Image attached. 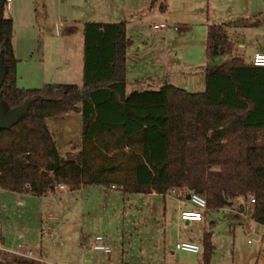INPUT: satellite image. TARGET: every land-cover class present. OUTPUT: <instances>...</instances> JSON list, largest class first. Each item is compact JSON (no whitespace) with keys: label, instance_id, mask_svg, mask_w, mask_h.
Returning a JSON list of instances; mask_svg holds the SVG:
<instances>
[{"label":"trees","instance_id":"obj_1","mask_svg":"<svg viewBox=\"0 0 264 264\" xmlns=\"http://www.w3.org/2000/svg\"><path fill=\"white\" fill-rule=\"evenodd\" d=\"M5 7L0 0V103L7 111L33 98L26 112L0 128V187L38 195L59 183L70 190L97 184L163 195L194 191L205 197L206 211L252 195L250 216L264 225V170H251V154L264 150V65L233 53L226 23L207 24L202 91L165 81L128 92L125 20L84 21L80 85L25 87L17 84L13 19ZM218 55L222 60L213 63ZM72 110L80 112L82 146L63 155L48 119ZM210 237L203 232L199 264H209Z\"/></svg>","mask_w":264,"mask_h":264},{"label":"rangeland","instance_id":"obj_2","mask_svg":"<svg viewBox=\"0 0 264 264\" xmlns=\"http://www.w3.org/2000/svg\"><path fill=\"white\" fill-rule=\"evenodd\" d=\"M161 1L166 4L164 10L159 8ZM149 2L12 0L9 6L6 3L5 14L13 19L18 85L34 87L45 82L80 85L82 28L86 20H126L128 92L135 88L157 89L164 80L188 91L204 90L202 71L207 62L208 23H226L236 43L254 35L264 40V0H157L151 8ZM236 21H243L244 25H235ZM154 23L166 25L153 27ZM221 59L218 55L212 62ZM48 127L63 155L81 148V117L77 110L49 117ZM258 151L251 154L252 171H257L259 165L264 170V150ZM65 189L46 196L0 192L4 245L17 249L21 243L19 250L30 248L34 255H41V260L29 264H199L204 254V231L211 233L209 264H264V225L239 213L237 202L232 207L226 206L228 210H209L202 220L185 224L178 219L173 194L163 198L97 184L73 190L66 185ZM19 197L24 203L18 201ZM245 205L248 206L246 200ZM49 213L58 219L48 221ZM47 226L50 228L45 235ZM53 234H57L55 239ZM95 235L108 241L109 254L91 248ZM188 238L200 242L199 252L176 247L179 240ZM2 264L23 263L3 260Z\"/></svg>","mask_w":264,"mask_h":264},{"label":"built area","instance_id":"obj_3","mask_svg":"<svg viewBox=\"0 0 264 264\" xmlns=\"http://www.w3.org/2000/svg\"><path fill=\"white\" fill-rule=\"evenodd\" d=\"M7 5H10V0H6ZM154 27L164 26L163 23L161 24H154ZM249 62L254 65H264V51L254 50L251 55L249 56ZM114 186V185H112ZM66 185L64 183H59L53 192H58L59 190L65 189ZM177 201L181 205L179 209V217L182 219L187 220H199L202 218L203 211L207 209V202L205 197L197 192L189 191L186 192L184 190H177ZM248 206L245 205V199L243 197H239L237 202L241 204L243 208H238L237 211L243 214L245 217H249V219L253 220L250 216L251 212V204L254 202V197L252 195L248 196L246 200ZM189 204V206H188ZM232 210V209H230ZM91 248L101 250L104 253L109 254L111 252V247L106 239L102 235H95L91 238ZM176 247L185 251L190 252H199L200 251V244L197 241L184 239L179 240L176 243ZM2 246L0 245V250ZM25 256L32 257V250L28 249L23 253ZM0 260H1V253H0Z\"/></svg>","mask_w":264,"mask_h":264},{"label":"crops","instance_id":"obj_4","mask_svg":"<svg viewBox=\"0 0 264 264\" xmlns=\"http://www.w3.org/2000/svg\"><path fill=\"white\" fill-rule=\"evenodd\" d=\"M12 0H10V2H11ZM157 2V0H150V2H149V5H148V7L149 8H151V7H153V5H154V3H156ZM161 3H164L163 1H161L160 2V4ZM165 4V3H164ZM166 5V4H165ZM159 8H160V5H159ZM161 9V8H160ZM162 10V9H161ZM122 20H125V19H122ZM114 21H119V20H114ZM126 21V20H125ZM84 23V22H83ZM242 24V25H244V23H243V21H236L235 22V25H237V24ZM155 24V23H154ZM153 24V25H154ZM164 25H166L165 23H163ZM152 25V26H153ZM154 27V26H153ZM227 33H228V30H227ZM228 36L230 37V35H229V33H228ZM231 38V37H230ZM232 39V41L234 42V50H233V53L234 54H238V55H241V56H243L246 60H248L247 58L251 55V53L254 51V50H260V51H264V40H262V38L259 36V35H254V36H251V37H247L245 40H237V43L234 41V39L233 38H231ZM127 48H128V36H127ZM261 48V49H260ZM15 50V49H14ZM249 53H250V55H249ZM222 60V59H221ZM19 68H18V63H17V80H18V70ZM202 73H203V75H204V71H202ZM205 79V78H204ZM166 80H164V82H165ZM18 82V81H17ZM167 82V81H166ZM18 84V83H17ZM148 85H150V84H148ZM138 89V88H137ZM78 115H80V112L78 111ZM81 188V187H80ZM66 189H62V190H59L58 192H61V191H65ZM0 192H3V193H11V194H15L16 196H46V195H49L50 193H52V192H50V193H48V194H43V195H38V194H35V193H33V192H31L30 190H24V191H14V190H10V189H7V188H3V187H0ZM175 191L174 190H170V191H168L166 194H160V193H157V192H150L149 194H152V195H155V196H158V195H160V196H162L163 198H165L167 195H174L175 196V198L177 199V194L176 193H174ZM18 201H20V202H23L24 203V199L23 198H20L19 197V199H18ZM238 203V202H237ZM1 206L2 207H5V205H2L1 204ZM188 206H189V204H188ZM233 206V205H232ZM232 206H228V207H232ZM177 207H178V212H179V209H180V207H181V205L178 203V201H177ZM223 209H226V210H228V208H226V206L225 207H223ZM207 211H209V210H207ZM206 210L205 211H203V215H202V218L201 219H199V220H202L203 219V217H204V212H207ZM54 219H58V217L57 216H54V215H52L51 213H49L48 215H47V220L48 221H51V220H54ZM178 219L179 220H181V221H183L185 224H188V223H190L191 221H199V220H187V219H182L181 217H179V215H178ZM26 228V227H25ZM48 228H50V226H47L46 227V230H44V232H45V235L47 234V229ZM18 236L19 237H22V234L21 233H19L18 234ZM253 237H255L256 236V238L258 237L257 235H252ZM57 237V234H53L52 235V238L53 239H55ZM188 239H190V240H194V241H197V242H199L198 240H196V239H194V238H188ZM106 242H108L107 240H106ZM200 243V242H199ZM0 245L2 246V249L0 250V253H1V259H2V261L3 260H7V261H14V262H17V261H15L14 260V258L16 257V255H18V256H21V257H28V256H25L23 253L25 252V251H23V250H19L18 248L19 247H22V244L21 243H18L17 244V246H18V248L17 249H15V248H11L10 246H8V245H4V236H3V234H2V225H1V222H0ZM30 249V248H29ZM28 250V249H27ZM26 250V251H27ZM182 250V249H181ZM32 254H33V251H32ZM29 259H31V261H29V262H17V263H23V264H29V263H33L35 260H41V255L40 256H37V255H34L33 254V256L32 257H28ZM122 264H138V262L136 263V262H122ZM142 264H146V263H142Z\"/></svg>","mask_w":264,"mask_h":264},{"label":"water","instance_id":"obj_5","mask_svg":"<svg viewBox=\"0 0 264 264\" xmlns=\"http://www.w3.org/2000/svg\"><path fill=\"white\" fill-rule=\"evenodd\" d=\"M4 77H5V67L0 62V87L2 85ZM32 98L33 97L26 98L21 104L13 106L9 108L7 111H4V108L0 103V128L9 127L16 119H18V117L21 114L26 112Z\"/></svg>","mask_w":264,"mask_h":264}]
</instances>
